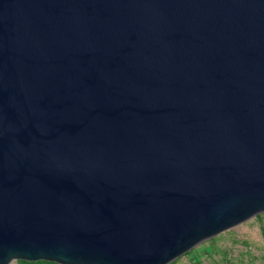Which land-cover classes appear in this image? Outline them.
<instances>
[{"label": "water", "instance_id": "obj_1", "mask_svg": "<svg viewBox=\"0 0 264 264\" xmlns=\"http://www.w3.org/2000/svg\"><path fill=\"white\" fill-rule=\"evenodd\" d=\"M264 213V0H0V264H169Z\"/></svg>", "mask_w": 264, "mask_h": 264}, {"label": "rangeland", "instance_id": "obj_2", "mask_svg": "<svg viewBox=\"0 0 264 264\" xmlns=\"http://www.w3.org/2000/svg\"><path fill=\"white\" fill-rule=\"evenodd\" d=\"M261 224L264 228V213L201 243L202 246L199 244L193 248V260L198 264H228L221 254V251H227V258L233 264H264V235ZM201 247H205L204 253H199ZM207 252L210 253L209 256H214L202 259L201 256ZM9 264L21 263L12 260Z\"/></svg>", "mask_w": 264, "mask_h": 264}, {"label": "trees", "instance_id": "obj_3", "mask_svg": "<svg viewBox=\"0 0 264 264\" xmlns=\"http://www.w3.org/2000/svg\"><path fill=\"white\" fill-rule=\"evenodd\" d=\"M261 229H262V232H263V235H264V228L261 224ZM190 251H188L187 253H185L184 255H182L181 257L175 259L174 261H172L171 263L169 264H177V262L183 258L185 255H187ZM221 254H222V257L223 259L228 263V264H233L232 261L227 258V251H221ZM18 262H20L21 264H58V263H55V262H51V261H45V260H38V261H25V260H18ZM193 264H198L196 262H194Z\"/></svg>", "mask_w": 264, "mask_h": 264}, {"label": "crops", "instance_id": "obj_4", "mask_svg": "<svg viewBox=\"0 0 264 264\" xmlns=\"http://www.w3.org/2000/svg\"><path fill=\"white\" fill-rule=\"evenodd\" d=\"M205 244V243H204ZM201 246H202V244H201ZM202 249H200L201 251L199 252V253H204L205 252V247L203 248V247H201ZM193 252H195L193 249L187 254V255H185L180 261H179V263L177 262V264H191V261L192 262H195V260H193ZM209 252H207V254L205 253V254H203V256H201V258L202 259H208V258H212V256H214V255H210L209 256ZM199 260V259H198ZM203 262H205V261H203ZM201 264V263H200Z\"/></svg>", "mask_w": 264, "mask_h": 264}]
</instances>
